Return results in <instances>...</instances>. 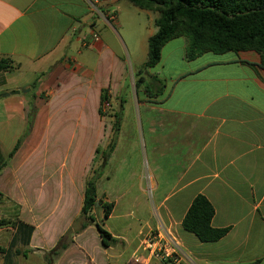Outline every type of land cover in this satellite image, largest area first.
Instances as JSON below:
<instances>
[{
  "label": "crops",
  "instance_id": "crops-1",
  "mask_svg": "<svg viewBox=\"0 0 264 264\" xmlns=\"http://www.w3.org/2000/svg\"><path fill=\"white\" fill-rule=\"evenodd\" d=\"M132 6L126 0H0V62L10 59L17 67L0 70V152L8 158L18 145L0 172V221L35 227L29 246H17L27 253L15 264H45L73 227L94 156L100 175L94 209H102L95 218L118 242L105 247L91 226L73 236L54 264H141L137 254L143 264H164L141 251L155 231L178 244L182 264H264L261 56L208 53L187 61V41L171 47L182 38L172 40L146 74L156 91L162 85L165 91L149 98L137 93L135 73L148 60L159 14ZM168 57H175V67H167ZM105 89L110 100L101 116ZM121 166L130 167L128 176L113 194ZM199 195L215 209L212 226L229 229L218 242L202 243L183 228ZM126 197L155 199L144 230L133 232L127 223L117 233L105 223L115 216L114 199ZM101 200L115 204L108 218ZM15 232L0 227V246L8 248Z\"/></svg>",
  "mask_w": 264,
  "mask_h": 264
},
{
  "label": "trees",
  "instance_id": "trees-1",
  "mask_svg": "<svg viewBox=\"0 0 264 264\" xmlns=\"http://www.w3.org/2000/svg\"><path fill=\"white\" fill-rule=\"evenodd\" d=\"M141 10L156 12L157 33L149 39L148 60L135 73V88L141 90L149 98H156L165 91L162 85L157 91L146 81V74L161 61L163 48L172 40L185 38L187 47L185 59L194 61L197 58L212 53L222 55L229 52L240 53L254 51L261 56L264 66V0H126ZM17 67L10 59L0 62V70H15ZM110 100L109 90L105 89L101 95V116H104L102 106ZM123 105L121 106V110ZM116 116L115 131H119L121 115ZM114 140L108 154L114 150ZM18 149V145L15 151ZM13 151L8 158L0 152V172L5 168L8 159L13 157ZM100 175L98 171L87 180L84 193V203L81 213L73 227L62 238L56 248L45 256V264H54V260L70 246L63 240L79 234L93 226L99 232L105 247L117 244V239L97 222L94 208L98 203L96 181ZM104 210V217L108 218L115 204L100 201ZM215 209L211 202L203 195L197 196L192 202L184 220L185 231L194 234L202 243H214L223 239L229 232L228 228L218 229L212 226ZM0 227H12L16 230L8 248L0 246V256L4 264H15V257L24 255L26 251L17 248L18 245L29 246L31 236L35 230L33 225L3 219Z\"/></svg>",
  "mask_w": 264,
  "mask_h": 264
},
{
  "label": "rangeland",
  "instance_id": "rangeland-1",
  "mask_svg": "<svg viewBox=\"0 0 264 264\" xmlns=\"http://www.w3.org/2000/svg\"><path fill=\"white\" fill-rule=\"evenodd\" d=\"M132 8H133V6H132ZM184 39L185 38H182L180 40L175 41L174 44H171V45H173L171 47L178 45L179 43H181V41H184ZM177 53L179 54V52H177ZM167 54H168V50L165 51V57H167ZM176 63H177V60L175 59V57H174V59H172L170 57L167 58V67L168 68L175 67ZM115 109H117V108H115ZM105 113L108 117L109 114L111 113V110H108L106 108ZM107 117H106V120H107ZM92 129H93L94 133L92 135H90V137H92V138H90L91 140L88 143L90 145H92V144L95 145V136H94L95 135V126H93ZM91 148L92 147H90L89 149L91 150ZM68 164L71 165V162H69ZM70 165H69V168H70ZM90 168H91V171H90L89 175L91 177L93 175L94 170H95V156L93 157V162H92V165ZM101 168L102 167H100V169ZM129 168L130 167L121 166L117 169V172L118 171L120 172L119 178H118V180L115 181V184H113V187H111V189H109V190H111V192L113 194H117V193L122 192L121 189L124 186L123 181L128 176ZM101 171L103 172V169ZM108 171H109V167H106L105 172L108 173ZM102 184L107 185L108 182L105 180ZM114 200L118 202V207H117L115 214H114L115 216L110 221L105 220V223L108 224V226L111 228V230L113 232L115 231L117 233H121L122 230L125 228V225L127 226V223H129L132 226L131 228H132L133 232H137L141 228L144 230L145 222L149 219V217L152 215V213L155 211V208H156V201L154 198H151V197H149L147 199H143V198H139V199L133 198L132 199V198L126 197V198H122V199L115 198ZM135 201H137V203H135ZM94 210L95 211H94L93 215L95 217H97L99 215V211L102 209L99 207V208L94 209ZM153 215H154V213H153ZM151 233L156 234V233H159V231H155V232H151ZM88 238H90V236H88ZM72 241H73V237H70V236L66 237L63 240L64 243H68L70 245L72 244ZM88 241H89L90 249L93 250L95 242L92 240H88Z\"/></svg>",
  "mask_w": 264,
  "mask_h": 264
},
{
  "label": "built area",
  "instance_id": "built-area-1",
  "mask_svg": "<svg viewBox=\"0 0 264 264\" xmlns=\"http://www.w3.org/2000/svg\"><path fill=\"white\" fill-rule=\"evenodd\" d=\"M94 40H98L97 34L93 35ZM141 251L147 254L148 258L158 260L164 264H182V253L178 244L166 238L161 232L149 233L142 241ZM134 261L143 264L141 255H135Z\"/></svg>",
  "mask_w": 264,
  "mask_h": 264
},
{
  "label": "water",
  "instance_id": "water-1",
  "mask_svg": "<svg viewBox=\"0 0 264 264\" xmlns=\"http://www.w3.org/2000/svg\"><path fill=\"white\" fill-rule=\"evenodd\" d=\"M12 94H20V91H15ZM9 94H6L5 96H8Z\"/></svg>",
  "mask_w": 264,
  "mask_h": 264
}]
</instances>
